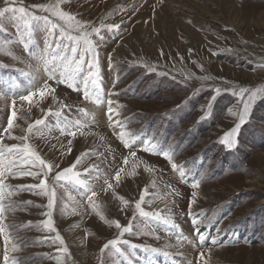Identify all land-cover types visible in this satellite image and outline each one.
Segmentation results:
<instances>
[{
    "label": "rangeland",
    "instance_id": "obj_1",
    "mask_svg": "<svg viewBox=\"0 0 264 264\" xmlns=\"http://www.w3.org/2000/svg\"><path fill=\"white\" fill-rule=\"evenodd\" d=\"M56 3L0 0V8L48 17L29 27L18 11L0 17V141L28 144L55 165L46 179L6 178L0 264H264V0H62L97 48L98 92L85 84L88 56L74 88L58 82L74 43L60 28L79 33L34 7ZM45 84L53 91L41 98ZM240 88L243 97L233 94ZM242 114L229 148L222 140ZM36 120L43 123L28 132ZM142 137L147 145L138 146ZM78 157L73 171L88 187L54 182ZM41 180L55 190L51 210L45 190L20 187ZM142 194L151 216L135 207ZM48 211L54 230L42 223Z\"/></svg>",
    "mask_w": 264,
    "mask_h": 264
},
{
    "label": "snow or ice",
    "instance_id": "obj_2",
    "mask_svg": "<svg viewBox=\"0 0 264 264\" xmlns=\"http://www.w3.org/2000/svg\"><path fill=\"white\" fill-rule=\"evenodd\" d=\"M62 2V0H57L56 5H35L34 7L41 9L42 11L45 12H51L53 15L58 16L61 20L65 21L66 24L69 26V28L75 27L79 35L77 36H72L71 34L68 33V31L64 28H60L61 35H67L68 39L72 40L74 43L71 46V53L73 54L71 58L69 57H62V63H63V68L64 70L61 72V76L59 79V83L66 84L69 88H74L75 86V80L76 77L79 75L80 71L82 70V66L84 65L85 61V56H88L89 59L87 60L88 68H87V76L85 77V84L90 81L91 84L94 86L96 91L98 92L100 90V70H99V59H98V51L96 46L93 44V41L89 38L91 36V33L85 30V25L82 24L80 21L76 20L74 16H72L70 13L63 12L59 4ZM10 11H18L21 14H24L25 16H28L30 19L24 20V25L25 27L30 26V20H40L43 19L45 21L48 20L47 16L41 17V16H36L33 13H29L24 7H20L19 9H13L9 7L5 8H0V17H3L6 12ZM58 25L53 24L52 27L55 28ZM102 28H107L109 30L113 29H119V25H102ZM101 31L100 28H93L92 32H95L99 34ZM81 44L83 45L81 47ZM78 57V58H77ZM55 75V69H53L52 73L50 74V79L54 78ZM45 89H47L48 92H52L53 89L48 84H45L43 88H41L39 91V95L41 98L45 96ZM217 93L219 92V89L216 90ZM248 90L244 88H240L238 93L234 91V95H239L241 97L244 96L245 93H247ZM84 96L87 98L89 96V92L87 89L84 91ZM36 95L35 92L29 93L26 96H21L20 99L21 101H31L32 97ZM256 97V93L253 92L249 95L248 101L244 102L243 105V111L244 113L248 112L249 108V103L253 101ZM215 99V97H213ZM15 102H13L14 104ZM51 114V112H49ZM113 114V109L111 107V101H109V108H108V115L109 118L111 119ZM57 116H59V113H56ZM16 117V112L15 110L12 111L7 127L4 128V132L8 133L11 135L12 129L14 127V118ZM43 123L42 120H36L35 125L30 124L28 126L27 131L31 132L32 128L36 125H41ZM244 123V117L243 114L240 117V122L230 130L229 133H226L224 139L222 140V143L226 144L229 148H231L235 141L233 139V136L237 133L240 125ZM63 131V129H62ZM70 135H74V133H70ZM21 141L26 140L28 137L27 136H21L18 137ZM167 155V154H165ZM21 161L25 162H30L33 168L39 169V171H32L29 169H22V168H17V164L20 163ZM79 163V157L77 158V161L74 162V164L69 167L64 169L63 171H57L55 173V178L54 182L58 183L60 181H65V182H72L75 183L76 185H82L85 187H88L86 181L80 179L81 173L74 172L73 169L76 167V165ZM55 167V165L46 163L45 160H43L40 155L35 151L30 149V146L28 144H22V145H5L0 141V201H3L4 199V189L8 187V185L5 184V180L9 175H15L16 172H21L23 175H31L39 178L41 175L46 179L49 176V173L52 171V169ZM15 169V171H14ZM87 171V170H86ZM117 179H119V174H117ZM22 188H26L27 190L31 191L34 189H46V183L45 180H41L40 183L38 184H33V185H27V186H20ZM109 187H111L109 185ZM45 195L48 196V204L47 208L51 210L53 208L54 202H55V197L56 193L55 190H52L51 192L44 191ZM96 194L93 192L89 196V201L91 202L92 197H94ZM195 195V193L193 194ZM144 200V195H141L140 200H138L135 204L136 209L139 211L140 215L144 217H148L153 215L152 213L144 211V209L141 207V201ZM127 203V201H125ZM192 201H190L191 205ZM5 211L4 205L0 203V220H3V213ZM46 215L49 217V219H46L42 221L43 225L48 229V230H54L53 229V221L51 220V211H48ZM167 222V221H166ZM31 223V222H29ZM196 221H193L194 225V231L197 232L198 234V239L199 241L203 242L206 237L204 234L199 233L198 229L195 227ZM175 227V225H173ZM116 227L120 228V224L117 221L116 222ZM130 227H124L122 229V234L129 232ZM5 229L3 226H0V233H4ZM5 238L7 239V235L5 234ZM56 240L60 242V244H63L62 238L57 234ZM213 242L215 243V239L213 238ZM117 241L112 240L108 241L104 247L101 249L103 251L104 249H107L110 245L116 244ZM127 243V242H125ZM132 248H137L140 247L138 245H131ZM147 250V249H146ZM153 252L157 251L156 249H151ZM63 251L67 253V248H63ZM201 257H203V253L200 254ZM4 259L7 261L8 256L5 254Z\"/></svg>",
    "mask_w": 264,
    "mask_h": 264
},
{
    "label": "bare ground",
    "instance_id": "obj_3",
    "mask_svg": "<svg viewBox=\"0 0 264 264\" xmlns=\"http://www.w3.org/2000/svg\"><path fill=\"white\" fill-rule=\"evenodd\" d=\"M167 35V34H166ZM167 36H169V35H167ZM192 37V36H191ZM146 41V40H145ZM218 56V55H217ZM233 57V56H232ZM165 62V61H164ZM42 72H44V71H42ZM42 78V76H40V77H37V78H35V77H33L32 78V80H31V82L32 83H34V84H36L37 82H39L40 81V79ZM201 80V79H200ZM106 97H109V95L107 94L106 95ZM106 105L107 104H109L108 102L107 103H105ZM138 141V140H137ZM139 145H142V146H144V145H147V143H146V139L144 138V137H142V139H140V141L138 142V146Z\"/></svg>",
    "mask_w": 264,
    "mask_h": 264
}]
</instances>
